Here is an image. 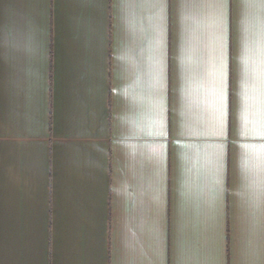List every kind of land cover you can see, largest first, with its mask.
<instances>
[{
	"label": "crops",
	"instance_id": "0c3cea01",
	"mask_svg": "<svg viewBox=\"0 0 264 264\" xmlns=\"http://www.w3.org/2000/svg\"><path fill=\"white\" fill-rule=\"evenodd\" d=\"M0 264H264V0H0Z\"/></svg>",
	"mask_w": 264,
	"mask_h": 264
}]
</instances>
